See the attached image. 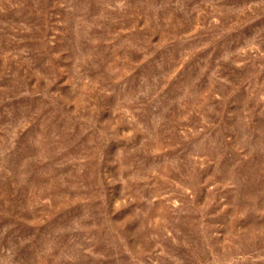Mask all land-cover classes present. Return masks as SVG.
Wrapping results in <instances>:
<instances>
[{
    "label": "rangeland",
    "instance_id": "374dc122",
    "mask_svg": "<svg viewBox=\"0 0 264 264\" xmlns=\"http://www.w3.org/2000/svg\"><path fill=\"white\" fill-rule=\"evenodd\" d=\"M0 264H264V0H0Z\"/></svg>",
    "mask_w": 264,
    "mask_h": 264
}]
</instances>
